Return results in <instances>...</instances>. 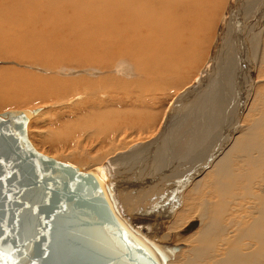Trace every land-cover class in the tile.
Listing matches in <instances>:
<instances>
[{
	"label": "bare ground",
	"instance_id": "6f19581e",
	"mask_svg": "<svg viewBox=\"0 0 264 264\" xmlns=\"http://www.w3.org/2000/svg\"><path fill=\"white\" fill-rule=\"evenodd\" d=\"M218 1L0 0V51L14 66L8 79L28 81L29 89L15 97L22 100L33 93L34 98L51 104L54 119L67 118L63 143L73 154L102 149L110 139L108 150L98 160L75 157L70 161L89 167H76L81 173L94 172L104 181L111 191L112 204L131 227L155 224L148 228V234L159 242L136 230L144 240L168 250L178 248L165 264H264V14L253 19L255 25L245 46L241 20L245 13L238 10L239 0H230L227 9L221 4L225 10L224 19L220 20L221 31L211 51V64L200 79L204 81V75L216 59L228 20L233 22L236 16L235 58L232 56V59L238 68L235 86L238 81L239 94L230 98L228 107L232 116L217 132L218 139L193 160L201 164L187 178L183 169L175 175V180L166 175L171 183L175 182L164 190L165 195L172 194L168 196L169 203L166 195V203L159 210L146 211L145 223L139 218H143L139 210L132 212L128 207L131 212L124 211V201L113 196L110 185V181L120 177L121 168L143 172L142 159L150 162L155 157H163L165 161L169 151H172V161L176 159L179 152L173 151L175 129L168 132L174 125H170L174 103L169 104V108L173 106L171 112L154 140L116 154L112 146L124 144L120 140L123 129H133L132 124L135 130L145 127L147 121L140 122L134 110L145 105V94L155 95L157 99L191 78L188 72L195 68L192 63L201 50L206 20L212 16ZM250 9L258 12L256 4ZM245 57L248 61L243 66ZM185 70L188 75L182 77ZM201 82L198 80L179 97L191 95ZM12 89L0 82L1 98ZM30 112L27 123L40 111ZM108 114L113 118L112 128L106 121ZM209 114H205L203 126L199 125L192 141L207 137V127L211 121L212 126L215 124L217 116ZM169 136L172 143L166 145ZM196 152L197 155L199 151L196 149ZM111 153L112 157L105 160ZM181 196L185 208L175 211ZM188 205L201 206V210H188ZM154 207L155 204L150 206ZM167 207L169 210H164ZM197 213L198 221L189 224Z\"/></svg>",
	"mask_w": 264,
	"mask_h": 264
},
{
	"label": "water",
	"instance_id": "95a60500",
	"mask_svg": "<svg viewBox=\"0 0 264 264\" xmlns=\"http://www.w3.org/2000/svg\"><path fill=\"white\" fill-rule=\"evenodd\" d=\"M30 117L27 110L0 114V264L172 259L178 248L144 240L121 217L110 189L94 172L81 173L36 151L26 132Z\"/></svg>",
	"mask_w": 264,
	"mask_h": 264
},
{
	"label": "rangeland",
	"instance_id": "374dc122",
	"mask_svg": "<svg viewBox=\"0 0 264 264\" xmlns=\"http://www.w3.org/2000/svg\"><path fill=\"white\" fill-rule=\"evenodd\" d=\"M229 1L230 0H228V2L226 0L218 1L217 5L213 8V11L212 12L210 11L212 13V16L211 17L209 16L208 19L206 20L207 21L206 27L208 25L209 26L207 27L208 29L205 27V32L202 36L201 50H199L198 53L195 54V59L194 62L192 63L193 66H195V68L192 66V64H190V66L193 67L191 73L188 72L190 69L189 70L186 69L187 72L191 74V78L188 79V81L182 83L180 86H176L168 91H165L162 95L157 97V99L155 98V95L152 97H147V95L145 94V98L147 99V101L144 102L145 105L143 107L134 109L138 113L137 119H139L140 122L147 121L145 127L141 130L137 129L138 130L137 131L135 130L136 128L135 124H132L131 126H133L134 130L123 129L121 132L120 140L123 141L124 144H121L117 148H116L117 146L116 144L112 146V148H114L113 153L116 154V151L117 152L119 150L125 151L124 149H128V148L131 149V147L135 145L146 143L150 140L151 141L154 140L158 128L160 127L163 128V125L166 123L167 120L166 118L168 117L167 115L170 114L171 109L174 106L171 117L172 119L170 121L171 123L170 125L173 124L174 125L170 126L168 132L173 131L175 129L174 139L176 140V142L175 145L173 146V151L175 153L179 152L176 159H173L172 161L173 158V157L171 158L172 151L168 152L169 154L168 157L165 158V161L162 159L163 157L160 158L155 157L150 162H146L145 160L142 159L140 162L143 165L141 167V170L143 172L140 173L134 172L129 167L121 168L120 177L110 181V185L112 186L114 193L113 196L114 197L118 196L124 201L125 204L124 211L131 212L132 210H139L140 214L143 217V218L141 217L139 218L143 222H144L143 219L145 217L144 213L146 211L155 210V209L157 210V208L159 210L160 205L163 206L166 203V201L169 203L170 198H168V196L170 197L172 196V194L170 195L166 194L167 198L166 201L164 202V198L166 197L164 190L166 191L172 187L173 183L175 182L171 183V181L177 178L176 176L179 172H181V169H183L184 173L187 172L184 178H187L195 171V169L201 164V161L194 163L193 160L194 159L197 160L200 155L208 151L211 142L214 141L215 138L218 139L217 132L220 131L221 128H223V125L227 123V119L229 120V118H231L232 116L231 115L232 112L229 109L228 104L231 101L230 98L232 99V95L233 97L235 96L234 98H236L237 93L239 94V91L236 90L238 86V81H237V86H235V79L237 76L236 73L238 68L234 59H232L235 56L233 55L235 52V50L233 49V40H235L236 36L234 32L233 23L236 16L232 18L233 22H231V20L229 22L228 20L227 22L228 24L226 23L227 24V26L225 27L226 29L224 28L225 30L223 31V34L220 39L221 45L216 50L217 53L215 57L216 59L212 67L208 70L207 75H204L205 76L203 79L204 81L201 82L202 75L204 74L208 65L211 64V58L213 57L212 56L213 48L215 44L217 45V40L219 37V33L221 31L220 29L222 27L221 21H223L224 19L223 17V13L225 12L224 8L227 9L228 6L227 4L229 3ZM254 1L255 0H241V1L239 0V2L237 3V7L240 13L241 12L245 13V15L242 14V18H241L244 27V31H243L244 44L246 43L245 40L247 41L249 39L250 33L252 32V28L255 25L253 19L255 17L258 18L260 16L261 17L264 16L263 15L264 0L263 1L256 0L255 2ZM221 4L224 8H222ZM253 4H256L258 6L257 13H253L255 9L253 11H251L250 9ZM208 54L210 57L208 56ZM247 61L248 58L245 57L244 60L242 61V64H244L243 66L247 64ZM13 67L14 66L10 65L4 59V55L0 51V82L7 83L13 88L9 92V94H7L4 98H1L0 96V114L12 110H16V111L39 110L40 111L39 114H37L33 119H31L26 125V132L28 139L31 145L35 148V150L42 155L53 158L60 163L67 164L72 168L83 167V169H88L89 167H87L86 165L77 166L75 163H73V161H70V159L77 157V158H87V159L92 158L98 160L99 156H101L106 150H108V147L111 143L110 139L106 147L102 149L94 148L89 153L86 152V153L73 154L72 153L73 151H71V149L68 150L67 148H65V145L63 143L66 139V133H67V126H68L67 118L59 117L57 119H54L53 118L54 109L53 107L50 106L51 104L45 102L43 99L34 98L33 93H31L29 96H27L22 100H18V98H16L15 95L19 94L23 90L29 89L27 87L28 81L15 82L9 80L8 75ZM186 70L184 71L185 73H182L184 74L182 77L188 75ZM198 80L201 83H198L197 88L191 95H189L190 93H188V95L185 96L184 98L179 97L182 93H184V91H186V89H190V87H194V85L197 83ZM186 86L187 88H185ZM156 95H159V93ZM177 101L178 103H176ZM233 101L235 103L236 99H233ZM169 104L170 105L172 104L173 106L169 108L168 107ZM179 104L181 105L179 106ZM207 112L208 114L210 113L214 116L217 115L215 124L212 126V121H211L210 125L207 127L208 135L206 138H204L205 141L210 143L207 144V142H204L203 139L202 140L200 139V141L198 139H194L192 141V135H194L195 131L199 129V125L203 126V122H204L203 118ZM163 119H164V123L162 122ZM106 121L109 123L110 128L114 126L112 123H110L113 121L111 114L107 115ZM159 123L160 124L162 123V125H160ZM209 135L211 136V138L209 137ZM166 141H167L166 145H168V142H170V144L172 143L170 136L169 138H166ZM125 144H126V148H122ZM60 146L62 148H60ZM196 149L199 151V153L197 154L198 156L196 155L197 153ZM110 157H112V153L107 155L105 157V160L109 159ZM95 163H92L91 165ZM144 164L146 165V167L144 166ZM179 166H181L182 168ZM166 175L167 176L169 175V177L173 179L172 180L170 179L171 180L170 181ZM166 179L167 181H165ZM167 184L168 186L165 187V189H163L162 187ZM183 199L184 198L181 196V198L179 199V204L174 206L175 211L183 210L185 208ZM168 203L166 205H168ZM153 204H155L156 207L150 208V206ZM128 207L131 208V211L128 209ZM146 207L147 209H145ZM200 207L198 206L195 208V206L192 205L187 206L188 210H199V209L201 210ZM164 210H169V207H167L166 209L164 208ZM196 215L198 217L199 214L198 213L195 214L193 217V221L191 220L189 224L191 222H196L194 221L197 220ZM154 225L155 224H152L150 226H141L140 228H137L135 230L139 231L145 236L148 235L147 237L153 240H157L159 242L158 238H154L148 234L149 233L148 228Z\"/></svg>",
	"mask_w": 264,
	"mask_h": 264
}]
</instances>
